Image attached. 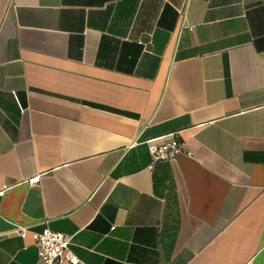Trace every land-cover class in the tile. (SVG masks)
Segmentation results:
<instances>
[{"label":"crops","instance_id":"1","mask_svg":"<svg viewBox=\"0 0 264 264\" xmlns=\"http://www.w3.org/2000/svg\"><path fill=\"white\" fill-rule=\"evenodd\" d=\"M1 192L0 264H264V0H0Z\"/></svg>","mask_w":264,"mask_h":264},{"label":"built area","instance_id":"2","mask_svg":"<svg viewBox=\"0 0 264 264\" xmlns=\"http://www.w3.org/2000/svg\"><path fill=\"white\" fill-rule=\"evenodd\" d=\"M148 146L153 164L173 160L184 153L181 141L174 135L149 141ZM40 181L41 176H37L30 179L28 184L34 187ZM4 194L5 192H1L0 196ZM12 234L23 239L31 234L42 264H82L71 250V239L64 234L54 233L48 229L43 233H32L24 227H18Z\"/></svg>","mask_w":264,"mask_h":264}]
</instances>
